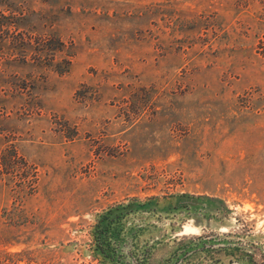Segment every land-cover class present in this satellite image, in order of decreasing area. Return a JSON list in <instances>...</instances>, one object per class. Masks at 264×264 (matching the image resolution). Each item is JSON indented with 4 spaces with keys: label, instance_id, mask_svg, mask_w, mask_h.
Masks as SVG:
<instances>
[{
    "label": "rangeland",
    "instance_id": "374dc122",
    "mask_svg": "<svg viewBox=\"0 0 264 264\" xmlns=\"http://www.w3.org/2000/svg\"><path fill=\"white\" fill-rule=\"evenodd\" d=\"M0 12V264H264V0Z\"/></svg>",
    "mask_w": 264,
    "mask_h": 264
},
{
    "label": "trees",
    "instance_id": "16d2710c",
    "mask_svg": "<svg viewBox=\"0 0 264 264\" xmlns=\"http://www.w3.org/2000/svg\"><path fill=\"white\" fill-rule=\"evenodd\" d=\"M10 14H5L3 12H0V92L2 90V84H3V79H2V41L7 35H12L13 33H16L13 38H18L20 39L21 43H17V45H14V49L17 47L21 53L26 55L29 50H33L35 55H43L44 57H53L54 55V50L56 47L49 41L51 38H45L44 41L40 44V46L37 44L34 45L32 43L31 37H28L25 40V36H23V31L17 30L18 28V22L14 19H10ZM17 30V31H16ZM17 39V40H18ZM37 42V41H36ZM62 42V41H61ZM60 42V43H61ZM59 49V47H58ZM46 64H49L46 62ZM66 69V68H65ZM61 70H64L61 69ZM4 107L1 105V95H0V117L4 114ZM9 148H6L5 150H2L0 152V174L1 172L4 171V168H9L10 164L13 163V160L16 158H20L21 155H19L18 150L16 148V145L14 143L9 144ZM9 170V169H7Z\"/></svg>",
    "mask_w": 264,
    "mask_h": 264
}]
</instances>
